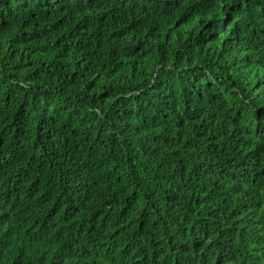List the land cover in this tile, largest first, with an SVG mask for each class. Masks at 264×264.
<instances>
[{
    "label": "clouds",
    "instance_id": "9594fccd",
    "mask_svg": "<svg viewBox=\"0 0 264 264\" xmlns=\"http://www.w3.org/2000/svg\"><path fill=\"white\" fill-rule=\"evenodd\" d=\"M23 4L0 0V264H264V0Z\"/></svg>",
    "mask_w": 264,
    "mask_h": 264
},
{
    "label": "trees",
    "instance_id": "16d2710c",
    "mask_svg": "<svg viewBox=\"0 0 264 264\" xmlns=\"http://www.w3.org/2000/svg\"><path fill=\"white\" fill-rule=\"evenodd\" d=\"M19 7L27 8L28 7V0H24V4L22 6H19ZM33 15H35V14H33ZM129 15H131V13H129ZM190 20L192 21V23L194 25H198L200 23V20L197 17H190ZM38 22L40 25L46 24V21H44V20H40ZM185 22L187 23V21H185ZM0 23H3V22L0 21ZM5 26L7 27V25H5ZM25 26H27L26 22H25ZM126 27L129 29V31L127 33L122 31V36L127 35V36H131L132 39H136V36L133 35V33L135 31H137V29H133L131 25H126ZM41 31L43 34L35 35L33 37V39L37 42V44H36L37 48H39L41 51H46L47 50L46 49V42H47L49 36L54 35V33L44 32L43 29H41ZM58 43H59V40H56V44H58ZM36 54H38V53H36ZM33 183H35V181H33ZM129 222H131V220H129Z\"/></svg>",
    "mask_w": 264,
    "mask_h": 264
}]
</instances>
